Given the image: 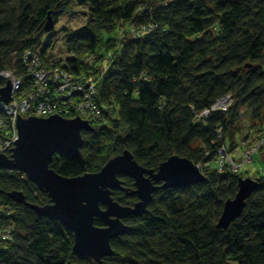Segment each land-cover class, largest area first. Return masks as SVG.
Masks as SVG:
<instances>
[{
  "label": "trees",
  "instance_id": "16d2710c",
  "mask_svg": "<svg viewBox=\"0 0 264 264\" xmlns=\"http://www.w3.org/2000/svg\"><path fill=\"white\" fill-rule=\"evenodd\" d=\"M82 5L87 22L62 29L68 55L54 57V30H44L48 14L56 24ZM29 48L47 66L94 78L103 110L91 121L94 129L82 131L81 156L55 153L50 167L65 176L96 172L129 149L147 168L178 154L205 175L156 190L144 213L124 218L128 228L111 240L114 254L105 264H264V172L242 213L225 228L217 225L245 175L228 162L220 167L219 149L236 152L249 124L250 139L264 137V0H0V72H15L23 92L31 83L24 63ZM228 94L229 109L212 111ZM205 109L208 115L201 114ZM119 177L135 188L132 177ZM13 190L32 203L50 201L24 172L0 167V209L11 210L4 220L13 225L0 264H94L73 251L70 230L14 201ZM113 197L123 205L138 201L120 189Z\"/></svg>",
  "mask_w": 264,
  "mask_h": 264
},
{
  "label": "water",
  "instance_id": "95a60500",
  "mask_svg": "<svg viewBox=\"0 0 264 264\" xmlns=\"http://www.w3.org/2000/svg\"><path fill=\"white\" fill-rule=\"evenodd\" d=\"M54 27L55 20L49 13L44 30L50 32ZM12 98V83L7 80L0 87V100L9 103ZM17 129L19 137L11 154L0 153V167L24 172L30 181L47 191L50 201L46 204L29 202L20 190L10 191L9 196L34 209L38 215L60 221L73 233V251L92 258L94 264H105V258L114 254L111 240L128 228L123 219L144 213L156 190L184 187L205 178L198 165L187 157L173 154L154 169L141 165L129 149L111 157L99 171L65 176L50 167V161L55 153L81 156L82 131L94 129L88 120L57 113L20 114ZM122 174L134 179L135 188L123 185L119 177ZM257 185L254 178H239L236 195L224 203L217 223L219 227H227L242 213ZM115 189L136 194L138 201L134 205L119 203L113 197ZM96 218L104 225H96Z\"/></svg>",
  "mask_w": 264,
  "mask_h": 264
},
{
  "label": "built area",
  "instance_id": "2783aa9c",
  "mask_svg": "<svg viewBox=\"0 0 264 264\" xmlns=\"http://www.w3.org/2000/svg\"><path fill=\"white\" fill-rule=\"evenodd\" d=\"M24 63L31 77L28 92L22 91L23 82L15 72L10 69L0 72V78L5 81L3 85L7 80L11 81L13 93L9 103L0 100V153L10 155L15 147L19 137L17 117L20 114L48 116L57 113L65 117L76 114L90 123L102 116L103 110L96 101L97 81L94 78L76 76L57 65L47 66L39 51L34 48L25 51ZM262 140L264 141V137ZM219 154V165L222 167L227 155L225 149H219ZM10 212L7 207L0 209V248L2 249L8 248L13 240V225L4 220L11 214Z\"/></svg>",
  "mask_w": 264,
  "mask_h": 264
},
{
  "label": "rangeland",
  "instance_id": "374dc122",
  "mask_svg": "<svg viewBox=\"0 0 264 264\" xmlns=\"http://www.w3.org/2000/svg\"><path fill=\"white\" fill-rule=\"evenodd\" d=\"M87 20L88 5L77 6L73 11L62 14L59 17L58 23L55 24V27L53 29L54 35L52 39H54V47L52 48L50 53H52L56 58L62 57L63 60H65L68 54L64 50H62V29L68 27H71L73 29H80L87 22ZM233 103V96L231 94H228L218 99L212 105V111L218 109L227 111ZM205 111H202L201 114L208 115V113H210V109L209 111L205 109ZM250 132L251 130L249 124L241 131V138L239 139V146L236 149L237 151L233 152L232 155H226L223 162H228L232 167L233 172L243 173L245 174V177H251L257 180V178H259V176L264 172V141L261 137L256 140L252 138L250 139V135H252ZM198 167L202 171L201 166L198 165Z\"/></svg>",
  "mask_w": 264,
  "mask_h": 264
},
{
  "label": "bare ground",
  "instance_id": "6f19581e",
  "mask_svg": "<svg viewBox=\"0 0 264 264\" xmlns=\"http://www.w3.org/2000/svg\"><path fill=\"white\" fill-rule=\"evenodd\" d=\"M213 108V107H212ZM243 177H245V176H243Z\"/></svg>",
  "mask_w": 264,
  "mask_h": 264
}]
</instances>
